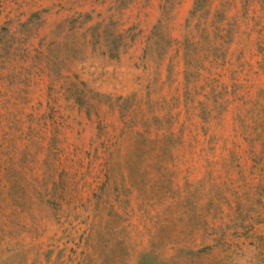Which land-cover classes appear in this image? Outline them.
Wrapping results in <instances>:
<instances>
[{"label": "rangeland", "instance_id": "1", "mask_svg": "<svg viewBox=\"0 0 264 264\" xmlns=\"http://www.w3.org/2000/svg\"><path fill=\"white\" fill-rule=\"evenodd\" d=\"M0 264H264V0H0Z\"/></svg>", "mask_w": 264, "mask_h": 264}]
</instances>
